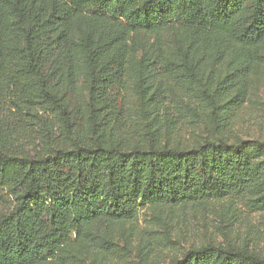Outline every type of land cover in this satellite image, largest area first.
<instances>
[{
    "label": "trees",
    "instance_id": "16d2710c",
    "mask_svg": "<svg viewBox=\"0 0 264 264\" xmlns=\"http://www.w3.org/2000/svg\"><path fill=\"white\" fill-rule=\"evenodd\" d=\"M263 44L264 0H0V264H72L71 246L108 247L109 229L147 205L258 189L264 207V141L197 136L169 146L157 113L132 147L115 138L131 55L145 74L140 100L158 108L170 84L203 74L211 56ZM227 85L206 88L208 100ZM171 264L264 256L209 244Z\"/></svg>",
    "mask_w": 264,
    "mask_h": 264
},
{
    "label": "rangeland",
    "instance_id": "374dc122",
    "mask_svg": "<svg viewBox=\"0 0 264 264\" xmlns=\"http://www.w3.org/2000/svg\"><path fill=\"white\" fill-rule=\"evenodd\" d=\"M138 60L139 53L131 55L124 77L123 129L115 138L125 146L132 147L148 137L155 129L152 116L156 113L161 141L169 146L191 145L197 136L264 141V44L250 53L232 46L223 58L211 56L203 74L189 73L170 84L158 108L140 100L145 74ZM78 81L85 91L86 67L78 74ZM220 82L228 84L222 90L226 95L213 98L211 104L206 88L213 91ZM237 93L241 95L239 102L234 101ZM199 95L208 105L201 110L195 102ZM258 196V189H247L205 205H147L139 208L132 220L109 229L105 239L108 247L75 244L68 254L72 264H171L189 249L215 244L264 256V207L256 202Z\"/></svg>",
    "mask_w": 264,
    "mask_h": 264
}]
</instances>
